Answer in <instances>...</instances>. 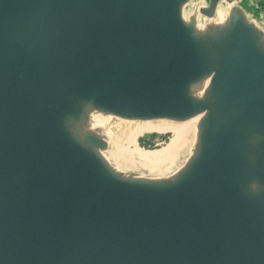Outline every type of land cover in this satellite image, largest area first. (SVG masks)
Masks as SVG:
<instances>
[{"label": "water", "instance_id": "95a60500", "mask_svg": "<svg viewBox=\"0 0 264 264\" xmlns=\"http://www.w3.org/2000/svg\"><path fill=\"white\" fill-rule=\"evenodd\" d=\"M189 1L0 0V264H264V48L241 10L197 36ZM85 105L206 112L196 155L122 179L71 134Z\"/></svg>", "mask_w": 264, "mask_h": 264}, {"label": "bare ground", "instance_id": "6f19581e", "mask_svg": "<svg viewBox=\"0 0 264 264\" xmlns=\"http://www.w3.org/2000/svg\"><path fill=\"white\" fill-rule=\"evenodd\" d=\"M260 2L220 0L213 16L206 17L199 10L207 5L208 0H190L182 6V19L194 25L197 36L213 38L225 28L230 15L241 10L244 20L259 34L258 43L264 48V11L259 10ZM210 79L207 76L192 85L191 96L203 99L209 90ZM205 116L206 112L184 120L124 118L85 105L81 120L74 124L71 134L80 141L88 134L105 141L106 147L91 146L90 150L114 175L122 179L147 183L170 182L196 155ZM168 133L171 138L159 148L146 149L140 145L141 138Z\"/></svg>", "mask_w": 264, "mask_h": 264}, {"label": "rangeland", "instance_id": "374dc122", "mask_svg": "<svg viewBox=\"0 0 264 264\" xmlns=\"http://www.w3.org/2000/svg\"><path fill=\"white\" fill-rule=\"evenodd\" d=\"M261 6H259V10L264 11V0H260ZM258 10V11H259ZM116 122V121H115ZM171 138V134L165 135H151L150 137L141 138L140 145L145 147L146 149H155L163 146L167 141Z\"/></svg>", "mask_w": 264, "mask_h": 264}]
</instances>
